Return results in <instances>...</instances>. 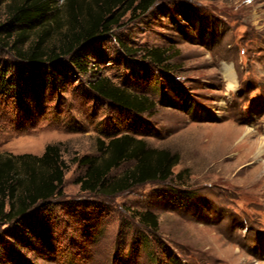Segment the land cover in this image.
Returning <instances> with one entry per match:
<instances>
[{
	"label": "rangeland",
	"instance_id": "1",
	"mask_svg": "<svg viewBox=\"0 0 264 264\" xmlns=\"http://www.w3.org/2000/svg\"><path fill=\"white\" fill-rule=\"evenodd\" d=\"M64 1L57 0L62 16ZM6 17L2 4L0 25ZM3 31L0 65L15 67ZM90 45L78 52L88 72L65 57V74L46 90L0 95V154L41 155L57 143L70 163L62 194L28 213L34 227L0 222V264H264V183H251L257 164L225 170L244 131H253L248 142L264 137V0H155L144 12L127 11ZM155 49L166 51L163 64L146 57ZM94 75L154 107L123 111L91 91ZM232 128L243 134L225 139ZM126 132L176 152L179 176L114 195L82 190L83 169L71 159L96 154L98 138ZM179 191L182 204L167 196ZM146 211L157 216L155 232L139 220Z\"/></svg>",
	"mask_w": 264,
	"mask_h": 264
},
{
	"label": "trees",
	"instance_id": "2",
	"mask_svg": "<svg viewBox=\"0 0 264 264\" xmlns=\"http://www.w3.org/2000/svg\"><path fill=\"white\" fill-rule=\"evenodd\" d=\"M154 1L66 0L62 16L57 0H0V5L5 4L7 11L6 20L0 25L4 30L2 38L19 60L15 67L7 62L0 65V95L11 93V97L21 98L29 93L31 85L34 90L37 85L46 90L59 74H65L59 68L65 57L72 67L88 72V63L82 62L87 57L79 55L80 49H90L91 41L110 32L127 11L144 12ZM13 35L14 40L8 45L6 38ZM122 46L127 48L125 44ZM165 54L166 51L155 49L148 51L146 57L160 65L166 61ZM144 70L148 71L146 65ZM94 76L89 82L91 91L123 111L140 114L154 107L148 97L110 84L104 77ZM34 80H39L41 85ZM107 138V141L98 138L96 154L71 159L83 169L76 177L82 190L114 195L145 182H163L179 176L180 173L175 174L172 170L179 162L176 152L153 147L143 137L128 132ZM126 161H133V167L114 176L113 170ZM69 169L70 163L62 157L57 143L47 144L41 155L0 154V222L21 220L34 227L36 218L28 213L62 194L64 175ZM168 195L182 204L185 191ZM138 217L155 232L158 222L153 211L139 212Z\"/></svg>",
	"mask_w": 264,
	"mask_h": 264
},
{
	"label": "bare ground",
	"instance_id": "3",
	"mask_svg": "<svg viewBox=\"0 0 264 264\" xmlns=\"http://www.w3.org/2000/svg\"><path fill=\"white\" fill-rule=\"evenodd\" d=\"M227 69L228 67L226 66V69H225L226 77H228V79L230 80L231 87H234V84L232 83L234 81L232 80L234 77L231 74V71L230 70L228 71ZM242 131H243L242 128H236V129L232 128L226 134L225 139H232V138L238 137L242 133ZM252 133H253L252 130L244 131V134L242 133L243 136L241 137V139L229 149L230 151L234 150V148L236 149L234 150L235 152L233 153V156H237V159L233 163L228 164L225 170H227V172L231 171L237 164H240L246 160H249V161L254 160V162L257 165L253 167L251 176L252 174L254 176L251 178V181H252L251 183L252 184H256V183L262 184L264 183V159H263L264 158V137H262L261 139L248 142ZM236 147H239V148L237 149Z\"/></svg>",
	"mask_w": 264,
	"mask_h": 264
}]
</instances>
